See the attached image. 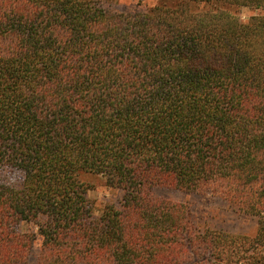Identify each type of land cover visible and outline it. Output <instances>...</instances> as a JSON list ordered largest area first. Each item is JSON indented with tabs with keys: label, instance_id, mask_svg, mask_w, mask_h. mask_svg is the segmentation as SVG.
I'll return each instance as SVG.
<instances>
[{
	"label": "trees",
	"instance_id": "trees-1",
	"mask_svg": "<svg viewBox=\"0 0 264 264\" xmlns=\"http://www.w3.org/2000/svg\"><path fill=\"white\" fill-rule=\"evenodd\" d=\"M0 168V264H264V0H0ZM81 173L116 202L96 214Z\"/></svg>",
	"mask_w": 264,
	"mask_h": 264
},
{
	"label": "rangeland",
	"instance_id": "rangeland-1",
	"mask_svg": "<svg viewBox=\"0 0 264 264\" xmlns=\"http://www.w3.org/2000/svg\"><path fill=\"white\" fill-rule=\"evenodd\" d=\"M102 2L121 11H133L146 9L157 3V0H102ZM250 14L251 11L248 9H242L241 19L246 20ZM0 179L15 182L19 179V175L14 171L0 168ZM79 179L86 187L87 197L92 202L96 214H100L106 205L116 202L119 197L118 191L110 189L99 174L81 173ZM158 194L173 201L188 203L198 225L207 224L211 228L247 238L252 237L255 233L256 219L250 215L236 212L220 198L212 197L209 194L188 193L171 189H163ZM29 227L23 225L25 230H28ZM36 243L39 244V242ZM241 254L246 255L248 252L239 248L235 264H246V261L239 257L243 256Z\"/></svg>",
	"mask_w": 264,
	"mask_h": 264
}]
</instances>
